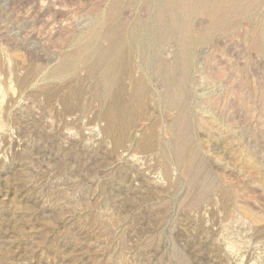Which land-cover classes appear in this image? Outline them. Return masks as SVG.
<instances>
[{"label": "rangeland", "instance_id": "obj_1", "mask_svg": "<svg viewBox=\"0 0 264 264\" xmlns=\"http://www.w3.org/2000/svg\"><path fill=\"white\" fill-rule=\"evenodd\" d=\"M0 264H264V0H0Z\"/></svg>", "mask_w": 264, "mask_h": 264}, {"label": "bare ground", "instance_id": "obj_2", "mask_svg": "<svg viewBox=\"0 0 264 264\" xmlns=\"http://www.w3.org/2000/svg\"><path fill=\"white\" fill-rule=\"evenodd\" d=\"M141 1V3H143L144 5H147L149 7H153L154 4L158 3V0H139Z\"/></svg>", "mask_w": 264, "mask_h": 264}]
</instances>
